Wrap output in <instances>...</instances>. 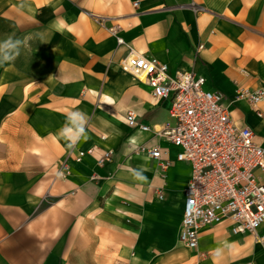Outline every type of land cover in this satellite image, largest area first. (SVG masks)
I'll use <instances>...</instances> for the list:
<instances>
[{
    "label": "crops",
    "instance_id": "0c3cea01",
    "mask_svg": "<svg viewBox=\"0 0 264 264\" xmlns=\"http://www.w3.org/2000/svg\"><path fill=\"white\" fill-rule=\"evenodd\" d=\"M9 37L28 39L0 63V264H264V244L227 223L202 228L195 250L179 243L191 169L157 137L169 103L119 67L134 52L227 101L264 91V0H0ZM258 109L228 108L264 149ZM72 111L87 119L75 144L60 134ZM141 146L166 154L154 161Z\"/></svg>",
    "mask_w": 264,
    "mask_h": 264
},
{
    "label": "built area",
    "instance_id": "2783aa9c",
    "mask_svg": "<svg viewBox=\"0 0 264 264\" xmlns=\"http://www.w3.org/2000/svg\"><path fill=\"white\" fill-rule=\"evenodd\" d=\"M137 6V3H134ZM118 28L112 30L116 34ZM117 44H123L116 38ZM203 45H198V54ZM120 69L143 81L157 101H168V120L157 137L177 149L175 162L185 163L191 177L183 190L184 203L179 228V243L190 250L198 245L202 228L227 223L234 235H251L264 244V149L253 131L238 126L231 118L229 106L246 102L261 116L258 107L264 102V91L239 89L227 101L218 92L206 91L204 79L191 73L168 74L167 65L142 54L130 52L119 64ZM129 127L148 131L138 125L134 113L126 114ZM95 149L80 152L76 161ZM154 161L165 152L159 147L141 146L135 150ZM112 151L103 152L97 165L110 163ZM169 162L161 165L165 169ZM161 199V195L158 196Z\"/></svg>",
    "mask_w": 264,
    "mask_h": 264
},
{
    "label": "clouds",
    "instance_id": "9594fccd",
    "mask_svg": "<svg viewBox=\"0 0 264 264\" xmlns=\"http://www.w3.org/2000/svg\"><path fill=\"white\" fill-rule=\"evenodd\" d=\"M28 38H25V41ZM19 39H8L0 42V63L14 60L19 54L21 46L25 43ZM67 124L61 129V135L71 144H75L85 132L86 114L79 111H72L67 116Z\"/></svg>",
    "mask_w": 264,
    "mask_h": 264
}]
</instances>
